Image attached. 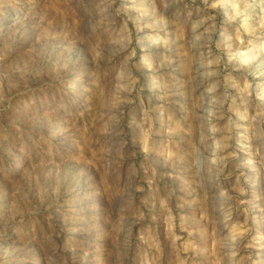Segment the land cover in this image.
I'll return each mask as SVG.
<instances>
[{"label": "rangeland", "instance_id": "rangeland-1", "mask_svg": "<svg viewBox=\"0 0 264 264\" xmlns=\"http://www.w3.org/2000/svg\"><path fill=\"white\" fill-rule=\"evenodd\" d=\"M0 264H264V0H0Z\"/></svg>", "mask_w": 264, "mask_h": 264}]
</instances>
